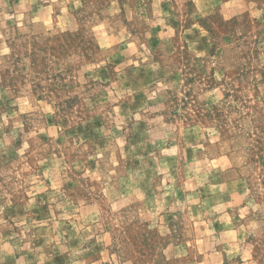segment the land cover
<instances>
[{
  "label": "rangeland",
  "instance_id": "rangeland-1",
  "mask_svg": "<svg viewBox=\"0 0 264 264\" xmlns=\"http://www.w3.org/2000/svg\"><path fill=\"white\" fill-rule=\"evenodd\" d=\"M0 264H264V0H0Z\"/></svg>",
  "mask_w": 264,
  "mask_h": 264
}]
</instances>
